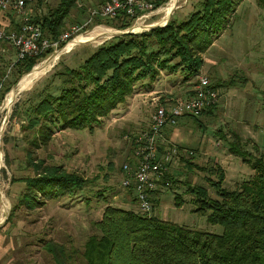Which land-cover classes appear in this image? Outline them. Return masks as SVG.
Masks as SVG:
<instances>
[{
    "label": "rangeland",
    "instance_id": "374dc122",
    "mask_svg": "<svg viewBox=\"0 0 264 264\" xmlns=\"http://www.w3.org/2000/svg\"><path fill=\"white\" fill-rule=\"evenodd\" d=\"M158 1H161L158 7L126 29L100 23L72 32V26L83 24L89 9L100 4L99 0H78L64 19L62 33L77 38L107 29L141 32L151 28V24L161 26L165 23L160 22L164 19V7L170 0ZM201 1L178 0L170 19L188 17L201 8ZM57 3L58 0L34 2V14L44 15ZM235 14L230 25L202 53L203 65L196 76L185 78L180 71L161 70L152 82L148 79L138 81L133 93L92 128L54 126L50 138L41 139L40 134L35 136L36 128L23 131L21 125L26 124V115L31 114L33 103L38 99L37 92L46 85L53 72L63 65L77 66L94 48L113 36L99 35L93 40L75 43L23 88L18 85L14 88L17 74L11 81L4 82L0 88V105L9 92L15 90L10 111L16 101L21 106L19 115L9 116L0 136L4 156L0 169V211L7 214L0 227V238H6L3 242H10L9 248L12 247L9 264H56L46 248L48 242H62L68 248L72 245L80 251L87 237L97 231L94 222L100 219L106 204L138 210L134 192L121 184L122 165L134 161L135 137L147 130L155 108L191 97L199 76H206L215 86L217 100L211 104L215 106L210 113L197 115L198 123L192 116H182L173 126L162 129L159 141L166 150L174 147L176 152L178 149L188 153L183 159L180 154L184 152L171 157L168 172L177 182L167 188L157 185L159 190L156 189L154 194L151 213L189 228L222 232V225L208 222L206 214L194 210L186 187L188 184L202 185L210 196L215 197V189L207 179H216V175L207 171L214 166L223 168V186L229 189H236L243 180L251 178L250 165L230 152L232 142L249 152L251 158L264 155V7L261 0H242L236 6ZM138 25L142 26L136 28ZM76 38L69 43L75 42ZM58 49L55 47L53 51ZM44 59L34 66L43 63ZM7 88L10 90L5 92ZM3 113L5 115V111ZM40 161L77 173L89 183L75 194L56 198L37 193L34 196L40 203L27 205L20 199L26 192L22 179L33 176L34 164ZM176 193L184 200L181 206L175 205Z\"/></svg>",
    "mask_w": 264,
    "mask_h": 264
},
{
    "label": "trees",
    "instance_id": "16d2710c",
    "mask_svg": "<svg viewBox=\"0 0 264 264\" xmlns=\"http://www.w3.org/2000/svg\"><path fill=\"white\" fill-rule=\"evenodd\" d=\"M240 1L202 0L201 8L182 20L169 19L164 26L113 36L94 48L77 66L63 65L37 92L38 99L31 114L26 115L22 130L36 128L35 136L40 134L41 139H49L54 126L92 128L133 93L138 81L152 82L161 70L180 71L185 78L196 76L203 65L202 53L230 25ZM76 2L59 0L46 14L29 21L39 23L44 36L57 41L60 48L73 37L61 39L64 19ZM160 2H156L155 8ZM261 5L264 7V0ZM132 22L133 18L123 13L112 18L96 17L83 30L100 23L126 29ZM52 51L50 48L40 55L18 60L13 84ZM214 106L200 114L210 113ZM20 109L16 101L10 118L19 115ZM191 118L199 122L198 116ZM158 143L160 155L166 148L159 139ZM229 150L250 165L251 178L243 180L238 188L229 189L223 186V168L214 166L207 171L216 175V179H207L215 189V197L202 185L186 187L194 210L206 214L208 222L222 225L221 233L189 228L162 219L156 213L106 204L100 219L94 222L97 231L87 237L80 251L62 242H48L46 248L56 264H264V155L251 158L249 152L234 142ZM180 152H184L181 159L188 153L177 149L175 155ZM184 160L191 164L189 159ZM34 170L33 176L22 179L26 192L20 199L27 205L40 203L34 196L37 193L56 198L75 194L89 183L87 178L55 164L40 161L34 164ZM175 182L166 170L157 185L167 188ZM128 189L135 193L132 186ZM174 199L176 206L183 204L180 194L176 193Z\"/></svg>",
    "mask_w": 264,
    "mask_h": 264
},
{
    "label": "built area",
    "instance_id": "2783aa9c",
    "mask_svg": "<svg viewBox=\"0 0 264 264\" xmlns=\"http://www.w3.org/2000/svg\"><path fill=\"white\" fill-rule=\"evenodd\" d=\"M39 0H0V11H12L24 14L28 4ZM156 6V0H103L94 8L89 9L87 20L83 24L72 26V32L83 30L94 18L115 17L121 13L133 21L146 16ZM69 35L62 34L61 39ZM0 41L12 44L16 49L17 60L25 57L40 55L50 48L57 47V41L44 36L39 23L24 19L18 30H8L0 26ZM1 87V85H0ZM217 92L210 87L206 76H199L191 97L177 100L167 105H160L151 114L147 130L135 137L136 150L134 161L122 165L123 177L121 184L135 189V203L139 211L151 213L153 208V191L156 189L157 180L163 172L168 170V163L176 153L173 147L159 155L158 139L162 129L173 126L182 116H197L217 100ZM10 103L0 105V136L10 115ZM5 111V115L4 112ZM3 152L0 148V169L3 164Z\"/></svg>",
    "mask_w": 264,
    "mask_h": 264
},
{
    "label": "crops",
    "instance_id": "0c3cea01",
    "mask_svg": "<svg viewBox=\"0 0 264 264\" xmlns=\"http://www.w3.org/2000/svg\"><path fill=\"white\" fill-rule=\"evenodd\" d=\"M59 2V0H58ZM78 2V0H77ZM41 11V10H39ZM34 3L28 4L26 6V11L24 14H17L12 11H0V26L8 30H18L24 19L31 20L35 17H39L40 14H34ZM39 13V12H38ZM17 55L16 49L11 43L6 41H0V85L3 86L4 82L11 81L14 75L17 74L18 66L16 63ZM6 68H9L6 71ZM0 87V88H1ZM161 136V135H160ZM4 215V216H3ZM7 216L5 213L0 211V227L4 224V218ZM6 238H0V264H9L10 261V242Z\"/></svg>",
    "mask_w": 264,
    "mask_h": 264
},
{
    "label": "bare ground",
    "instance_id": "6f19581e",
    "mask_svg": "<svg viewBox=\"0 0 264 264\" xmlns=\"http://www.w3.org/2000/svg\"><path fill=\"white\" fill-rule=\"evenodd\" d=\"M178 0H170L169 1V3L166 5V7H164V19L166 20V18H167V15H168V13L170 12V10L174 7V5L176 4V2H177ZM178 3V2H177ZM174 9V8H173ZM163 18H162V20H160V22L161 21H164L165 22V20H164ZM142 25H138V26H136V28H139V27H141ZM98 28H100V27H98ZM106 30V29H105ZM138 31V30H137ZM111 32H113V31H110L109 29H107L106 31H104V32H101V33H97V31L96 32H94V33H92L91 35H89V36H85L84 34H82V35H80L79 37H74V38H76V40H75V42L73 43V42H71V43H69V41H71L72 39H74L73 37L70 39V40H68V42H66L65 43V46L60 50V51H57L56 52V55H55V57L52 59V61H51V63L58 57V55L61 53V52H63V51H67V50H69V49H71L72 47H73V45L75 44V43H80V42H84V41H87V40H93V39H95L97 36H99V35H109V33H111ZM135 32V31H134ZM95 37V38H94ZM79 38H83V39H79ZM73 43V44H72ZM50 63V64H51ZM42 64L43 63H41V64H38L37 66H35L34 68H33V71L32 72H30L29 74H27V75H25V76H23L22 77V79L20 80V82L18 83V88H23V87H25L26 85H28L29 83H31L32 81H33V79L36 77V76H38V74L39 73H42V71L45 69V68H42ZM14 95H15V90H11V92H9V94H8V96H6V100H5V103H9L12 99H13V97H14ZM12 103V102H11Z\"/></svg>",
    "mask_w": 264,
    "mask_h": 264
},
{
    "label": "water",
    "instance_id": "95a60500",
    "mask_svg": "<svg viewBox=\"0 0 264 264\" xmlns=\"http://www.w3.org/2000/svg\"><path fill=\"white\" fill-rule=\"evenodd\" d=\"M174 6H175V5H174ZM173 8H174V7H173ZM173 8H172V9L170 10V12L168 13L165 23H164L163 25H161V26H164V25L168 22V20H169L170 17H171V14H172V12H173ZM155 26H156V25H152V24H151L149 27H155ZM127 32H133V29H131V30H125V31H118V30H116V31H113V32L109 33V35H111V36H115V35H120V34H122V33H127ZM87 41H88V40H87ZM84 42H85V41H84ZM64 46H65V44H64L62 47H60L58 50H55V51H53L51 54H49V55L44 59L43 64H42V68H45L48 64H50L51 61H52V59L55 57L56 52H57V51H60ZM34 67H35V66H34ZM34 67H33V68H34ZM33 68H32L29 72L24 73L21 77H23V76L29 74L30 72H32V71H33ZM21 77H20V78L17 80V82L14 84V88H16V86L18 85V83H19Z\"/></svg>",
    "mask_w": 264,
    "mask_h": 264
}]
</instances>
